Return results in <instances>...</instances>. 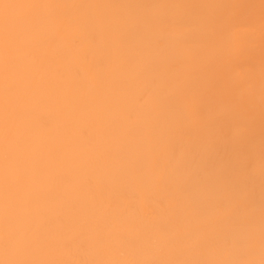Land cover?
<instances>
[{"label":"bare ground","instance_id":"bare-ground-1","mask_svg":"<svg viewBox=\"0 0 264 264\" xmlns=\"http://www.w3.org/2000/svg\"><path fill=\"white\" fill-rule=\"evenodd\" d=\"M0 264H264V0H0Z\"/></svg>","mask_w":264,"mask_h":264}]
</instances>
